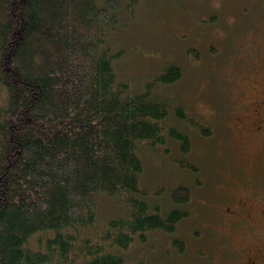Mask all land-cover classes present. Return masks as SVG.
Wrapping results in <instances>:
<instances>
[{"label":"trees","instance_id":"trees-1","mask_svg":"<svg viewBox=\"0 0 264 264\" xmlns=\"http://www.w3.org/2000/svg\"><path fill=\"white\" fill-rule=\"evenodd\" d=\"M139 2L0 0V264H126L122 251L187 215L151 202L160 194L142 185L145 154L169 139L188 154L177 122L213 129L155 91L182 77L178 63L139 90L119 75L125 51L108 32L118 8L133 13ZM185 154L176 162L196 172ZM168 193L192 198L183 183ZM101 195L124 213L99 221Z\"/></svg>","mask_w":264,"mask_h":264},{"label":"rangeland","instance_id":"rangeland-1","mask_svg":"<svg viewBox=\"0 0 264 264\" xmlns=\"http://www.w3.org/2000/svg\"><path fill=\"white\" fill-rule=\"evenodd\" d=\"M117 12L106 43L125 51L119 75L139 90L178 63L182 77L155 91L213 129L205 136L177 122L188 154L174 139L147 150L142 185L160 194L151 202L188 213L174 232L150 231L122 251L126 264H264V0H140L133 13ZM182 154L196 172L178 165ZM178 183L191 188L188 202L168 193ZM98 210L100 221L125 208L101 195Z\"/></svg>","mask_w":264,"mask_h":264}]
</instances>
